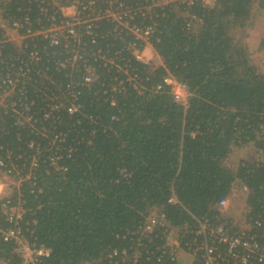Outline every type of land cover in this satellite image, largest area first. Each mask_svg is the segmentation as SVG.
I'll return each instance as SVG.
<instances>
[{
    "label": "trees",
    "instance_id": "obj_1",
    "mask_svg": "<svg viewBox=\"0 0 264 264\" xmlns=\"http://www.w3.org/2000/svg\"><path fill=\"white\" fill-rule=\"evenodd\" d=\"M120 1L135 9L155 0ZM48 5L47 0H0L3 18L27 16L33 27L48 24L49 17L40 13L45 7L51 14ZM254 5L264 8V0H214L211 5L178 0L145 17L135 16L131 24L154 29L150 41L163 64L151 70L123 52L122 65L129 64L132 74L143 78L141 93L133 88L125 94L110 91L114 70L108 73L95 55L102 49L115 56L126 43L113 33L111 22H97L96 45L90 37L83 42L87 65L98 79L90 88L78 87L80 113L61 111L55 127H47L53 131L49 138L17 127L0 108V169L10 170L8 176L15 180L24 179L0 198V207L5 201L20 203L25 211L21 225L51 251L48 264H128L123 252L133 255L140 238L135 232L152 208L176 227L194 226V218L216 215V205L237 184L248 190L251 218L264 224V159L241 161L235 169L227 166L234 147L253 145L264 153V70L236 35L249 26ZM97 7L107 5L97 0ZM262 49L264 39L257 51ZM46 53V75L68 84V71L54 66L68 57L64 47L46 42ZM15 56L10 45L1 50L0 72L17 64ZM33 74L35 81L39 76ZM167 74L189 88L187 109L174 102L167 87L154 90ZM82 75L81 70L74 79L80 81ZM27 89L33 97V89ZM41 102L37 99L34 107L38 116ZM37 147L41 154L32 166ZM172 198L176 202H169ZM0 224L8 226L4 219ZM159 244L148 245L154 255L147 261L143 252L140 264H173L157 262ZM0 249L8 256L11 246L0 243Z\"/></svg>",
    "mask_w": 264,
    "mask_h": 264
},
{
    "label": "built area",
    "instance_id": "obj_2",
    "mask_svg": "<svg viewBox=\"0 0 264 264\" xmlns=\"http://www.w3.org/2000/svg\"><path fill=\"white\" fill-rule=\"evenodd\" d=\"M47 1L52 13L50 14V10L45 7L41 8L40 13L42 17H49V22L37 23V27H33L27 16L20 20L5 19L0 10V56L1 50L10 45L16 51L14 61L17 60V64L10 69L4 67L0 72V108L14 119L17 127L29 129L45 139L53 132L47 127H55L54 124L61 120L59 115L61 111L65 110L69 115L80 113L81 91L78 87L90 88L98 79L95 71L87 65L88 55L83 42V37H90L91 43L96 45L97 22L102 20L111 22L114 25L113 33L126 43L122 50L115 53V56L109 57V51L103 53L102 49H99L95 55V58L104 61L108 73L114 70V76L110 75L108 80L111 84L110 91L125 94L128 89L133 88L141 93L143 78L137 74L133 75L129 64L122 65L123 52L131 54L135 61L148 66L151 70L162 67L163 64L150 41L154 29L145 26L144 23L131 24V22L137 15L145 17L155 7L178 2V0H155L148 7L139 6L130 9L120 0H101L107 7L98 9L97 0ZM184 1L192 3L194 0ZM203 2L211 5L214 0H203ZM55 15L59 17L56 18ZM128 37L131 39L129 42H127ZM46 42L50 47L63 46L67 52L68 57L56 60L54 66L58 72L68 71L65 73V78L71 79L68 84H60L52 75H46V55H48ZM151 49L157 61L146 55ZM82 51H85V54H82ZM69 69H71L70 73ZM81 70L83 75L81 80L77 81L74 75ZM33 73L39 76L35 81ZM28 86L33 89V97L29 95ZM164 87L169 89L175 103L184 109L188 108L191 93L186 84L167 74L154 90L161 91ZM37 99H40L43 105L41 116H38L34 110ZM111 104L113 106L116 104L115 98L111 99ZM34 146V143L30 144L31 148ZM260 153L262 154L260 159H264L263 150ZM40 154L41 150L37 147L32 166H36ZM51 160L52 165L56 166V160ZM255 160L259 159L255 158ZM3 166L4 163L0 161V167ZM9 171L0 169V172L12 181V189L19 187L24 179H13L8 176V173H11ZM5 196L0 189V198ZM236 197L242 200L244 209L236 218H229L225 211ZM247 201V188L237 184L231 194L216 205V215L211 218H194V226L185 224L182 227L172 225L160 210L154 207L149 211L142 226L135 232L140 237L136 250L131 257L124 251L123 255L126 256L124 260L128 264H140L142 254L145 252L149 255L146 258L149 261L154 253L150 251L148 245L160 242L155 250V258L159 263L170 261L173 264H182L180 255L185 254L191 259L192 264L196 261L201 264H264V243L260 242V239L264 240V224L260 220L254 221L251 218ZM169 202L176 201L172 198ZM0 208V221L4 219L8 224L6 228L0 224V243L11 246L8 256H4L0 249V264H48L51 251L32 240L34 231L24 229L21 225L25 211L20 203L12 205L10 201H5L1 203ZM33 224H36L35 220ZM116 255L117 252H114L109 257Z\"/></svg>",
    "mask_w": 264,
    "mask_h": 264
},
{
    "label": "rangeland",
    "instance_id": "obj_3",
    "mask_svg": "<svg viewBox=\"0 0 264 264\" xmlns=\"http://www.w3.org/2000/svg\"><path fill=\"white\" fill-rule=\"evenodd\" d=\"M209 1V0H205ZM249 26L246 29L239 30L236 35L243 39V43L248 46V50L251 52L252 60L264 70V50L257 51L260 42L264 39V8L260 5H254L252 20L249 21ZM148 57H156L154 51H147ZM262 154L257 152L253 145H247L243 147H234L232 153L227 160V166L230 168H237L241 161H249L252 159H260ZM10 178L7 177L3 172H0V189H2L3 196H9L12 188ZM13 185V184H12ZM244 206L241 199L238 197L231 201V206L225 211V214L229 218H236L243 211Z\"/></svg>",
    "mask_w": 264,
    "mask_h": 264
},
{
    "label": "crops",
    "instance_id": "obj_4",
    "mask_svg": "<svg viewBox=\"0 0 264 264\" xmlns=\"http://www.w3.org/2000/svg\"><path fill=\"white\" fill-rule=\"evenodd\" d=\"M259 48V47H258ZM153 51V50H152ZM250 51V50H249ZM155 54V53H154ZM146 55H147V53H146ZM148 56V55H147ZM252 57V56H251ZM240 186H242L243 187V185H241L240 184ZM180 261H181V263L182 264H192V261H191V259L188 257V256H186L185 254H181L180 255Z\"/></svg>",
    "mask_w": 264,
    "mask_h": 264
}]
</instances>
